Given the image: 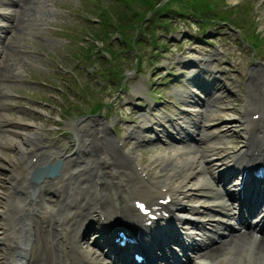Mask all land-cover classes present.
<instances>
[{
  "label": "rangeland",
  "instance_id": "1",
  "mask_svg": "<svg viewBox=\"0 0 264 264\" xmlns=\"http://www.w3.org/2000/svg\"><path fill=\"white\" fill-rule=\"evenodd\" d=\"M23 1L25 6L20 13L22 12L21 16L23 13L27 15L25 20L20 16V22L30 24L35 35L22 36L27 43L26 47L30 48L28 54L22 56L18 52H9V59L4 64L6 66L0 68V71L8 72L6 67L9 61L21 66L18 84H2L5 89L13 91L5 101L21 102L14 111L4 112L6 115L3 121L18 120L19 122L10 125L12 130L0 134L8 133L21 138L26 130H34L38 125L36 136L43 140L44 150L56 152L62 148L69 154L74 150L76 152L81 144L78 140L89 134L88 132L93 134L94 128L101 126L102 131H107L105 136L109 144L116 146L117 140L122 143V151L119 153L125 165L128 162L127 154L133 152L134 157L147 167L150 176L156 180L161 179L164 176L161 169L171 161L170 157L166 159L164 156V152L170 146L152 139L150 131L145 134L149 136L146 141L135 142L134 137L129 136L127 127L137 121L141 112L135 105L139 100L133 98L132 86L142 82L147 87L146 93H150L151 90L162 93L159 105L151 115L157 121L156 127L161 128L158 133H162L164 125H167L166 113L168 111L177 113L179 107L183 106L172 97V93L179 97L186 91V87L183 86L189 85L188 77L192 67L185 63L190 64L191 60L198 62L197 59L202 55L204 48L205 52L210 49L224 50V52L220 51L222 53V58L218 61L221 62L220 68L224 62V55H227L235 63L234 65H237L236 68L241 76L247 69L252 71L253 65L257 67L256 76L264 72V43L258 53L253 55L250 49L252 47L242 38L239 29L229 28L223 21L215 24L214 21L208 22L204 25V29L192 16L186 19L176 16L173 24L168 22L161 24L162 19L159 20L155 11L150 8L155 3L157 8L162 5L160 0H146V7L140 14L145 19L137 22L124 38L121 35L120 37L114 35L115 32L124 34L125 31L124 27L120 26L118 30L116 23L117 20L124 22L130 16L121 15V3L117 0ZM167 1V4L172 2L175 7L180 6L177 3L180 0ZM31 2L38 4V8L34 11H30L28 7ZM225 2L226 6L237 4L235 13L239 22L242 20L241 23L245 25L244 28L242 27L243 31L251 33L252 30L260 29V34H264V0H225ZM103 10L115 24L114 26L109 24V31L105 30L106 23L102 20L100 23ZM169 14L175 13L171 11ZM153 20L156 22L150 27L149 22ZM61 27L66 28L67 34L62 32ZM136 38L140 42L132 45L131 40ZM99 50H104V54ZM88 54H93L91 59ZM171 61L174 62L172 72L164 75V68L168 65L166 63ZM89 63L96 67H88ZM182 64L186 65L184 70L181 69ZM177 71L182 73L183 80L175 83V80L169 77L172 75L175 77ZM239 95L241 94H234V101L228 104L229 107L233 106V109L228 108L222 112L223 120L232 114H239L238 108L241 105ZM147 112L149 115V111ZM73 118H76L77 126L71 129L70 119ZM132 119L134 120L131 121ZM106 122L115 124L118 137L105 126ZM64 129H69V132L64 133ZM230 132L233 138H237L236 145H241L244 141L242 131L237 129ZM171 147L176 146L171 145ZM16 151L17 144L5 137L0 142V165L4 162L3 154H12ZM8 175L10 176L9 167L0 168V206H3L5 201L3 192L9 188ZM4 219L5 216L3 220L0 218V223ZM0 262L2 264V260Z\"/></svg>",
  "mask_w": 264,
  "mask_h": 264
},
{
  "label": "bare ground",
  "instance_id": "2",
  "mask_svg": "<svg viewBox=\"0 0 264 264\" xmlns=\"http://www.w3.org/2000/svg\"><path fill=\"white\" fill-rule=\"evenodd\" d=\"M254 69L256 70L257 67ZM260 89L259 95L258 91ZM245 95L247 98L252 99L251 102H258L257 109L261 116L264 111V76H262V72L258 74V77L250 78ZM210 107L212 108L213 104ZM244 112L245 114L239 117V124L246 134L245 143L251 142L252 145H255L261 140L262 136L256 137L254 134L258 133L256 131H264V124L258 125L254 121L247 122V119H256H250L252 118L250 111ZM229 118L233 120L232 117ZM37 128H39L38 125L34 130H26L21 138H11L17 144V151L16 153L3 155L6 167L10 168L8 179L11 192L8 195H13L14 199L10 213L8 210L9 216L5 217L4 221L0 223V244H3V253H1L0 259L2 264H86L87 260L93 261L94 257L107 263L95 252L93 256L90 251L93 248L88 241L83 240L82 234L79 233L78 235V243H86L84 245L88 248L80 245L76 249L72 246L71 239L67 238L61 244L69 247L65 251L51 247L50 234H54L57 230H62L65 233L69 228L68 221L77 215L80 205L89 207L88 210L90 211L87 212L86 218L92 216L95 202H97L96 204L100 203L107 210L115 208L117 214H123V210L118 212L117 206L124 207L121 198L125 201L129 200L127 189L130 188L129 184H134L135 181L131 180L125 183L124 181L121 182V178H125L127 175L132 178L135 177V173H137L135 167H132L131 164L127 168L124 167L125 164L123 159H120L119 153V151H122L121 147L117 143L114 146L107 142L108 139L105 136L107 132L102 131L101 126L94 128L93 134L88 132L89 134L79 139L80 148L73 154H67L64 149H58L54 152L32 147L41 142L38 137H35ZM247 148L248 145L240 150L244 152ZM170 153L172 156L176 155L178 159H182V156L177 154L176 149ZM34 154L37 157L35 163L40 162V166L48 163L56 164L58 160L59 164H57V170L52 175H43L33 185L32 191L35 194L33 196L32 193L28 205H25V197H28L30 193L27 192L30 185L25 186V184L27 175L35 166L30 162V158ZM25 156L29 158L27 162L22 161ZM129 156L130 160L135 158L133 152ZM192 157H194V154H192ZM170 168L171 166L167 165L165 170ZM183 168L184 164L179 167L184 172L181 178L178 176L176 179L168 180L165 176L153 184L154 190L147 189L144 194L150 197L153 192L157 191L156 188L160 185V182L169 185V189L177 188L180 195H184L189 192L188 190L202 184L201 176L196 174L189 179V174L192 172H185ZM82 174H85V176L80 178ZM114 192L118 194L119 199L115 198V195H111ZM8 203L9 201L6 199L4 207L0 209V214L3 216L5 212L7 213ZM178 207H185V204L180 202ZM102 211L99 206L98 212L101 213ZM86 220L88 219H84L81 225H84ZM22 235L23 238L20 241ZM238 264L246 263L243 261Z\"/></svg>",
  "mask_w": 264,
  "mask_h": 264
},
{
  "label": "trees",
  "instance_id": "3",
  "mask_svg": "<svg viewBox=\"0 0 264 264\" xmlns=\"http://www.w3.org/2000/svg\"><path fill=\"white\" fill-rule=\"evenodd\" d=\"M121 3V15L129 14L130 18L122 22L117 20L116 26L124 27L125 31L123 35H126L128 30L136 26L137 22L142 21V16L140 15L142 10L146 7V0H117ZM152 1V0H151ZM158 1V0H157ZM156 1V2H157ZM167 0L163 3V8L158 14H163V11H172L176 14L182 16L190 13L193 14L200 22L204 25L211 21L219 20H230L233 24H236L239 19L234 15L236 6H226L225 0H180L177 3L179 7H175L174 3ZM176 3V4H177ZM154 5V4H153ZM151 5L150 7H152ZM141 7V8H140ZM218 7V8H217ZM163 10V11H162ZM101 12V20L106 24L113 25V21L110 20L106 14ZM115 25V24H114ZM113 25V26H114Z\"/></svg>",
  "mask_w": 264,
  "mask_h": 264
}]
</instances>
